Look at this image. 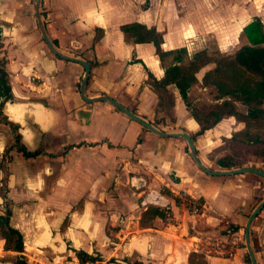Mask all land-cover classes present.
<instances>
[{
    "label": "crops",
    "instance_id": "1",
    "mask_svg": "<svg viewBox=\"0 0 264 264\" xmlns=\"http://www.w3.org/2000/svg\"><path fill=\"white\" fill-rule=\"evenodd\" d=\"M17 1L0 0V58L7 60L13 95L0 107L19 125L20 144L36 154L10 150L7 196L25 248L7 250L0 236V264H16L20 254L28 264H82L79 251L100 264H247V248L236 240L264 201V177L210 175L185 138L159 135L110 101L87 102L80 90L84 66L56 55L26 4ZM43 2L55 46L92 65L87 97L109 95L160 130L192 137L201 124L180 89L170 84V104L160 107L154 86L165 78L173 55L162 58L153 42H137L123 27L155 29L162 52L186 48L191 55L210 47L214 37L222 51L239 49L250 44L245 26L255 19L264 26V0ZM211 64L197 72L199 82ZM239 102L237 109L247 113ZM228 127L231 137L246 122L230 116L193 137L210 169L226 168L206 160L201 147L219 146ZM13 142L0 121V161ZM254 160L244 167L264 171V161ZM3 178L0 170V186ZM183 195L202 201L200 211L187 208ZM3 199L0 193V204ZM231 224L237 229L228 234ZM229 238L234 255L218 253L215 246ZM251 238L258 264H264V208Z\"/></svg>",
    "mask_w": 264,
    "mask_h": 264
},
{
    "label": "trees",
    "instance_id": "2",
    "mask_svg": "<svg viewBox=\"0 0 264 264\" xmlns=\"http://www.w3.org/2000/svg\"><path fill=\"white\" fill-rule=\"evenodd\" d=\"M123 28L137 42H153L162 58L175 55L173 62L167 66L165 78L162 80H154V86L162 98L160 107H164L165 104H170L168 89L170 84H176L180 89L183 99L189 106L188 92L192 84L198 80L196 76L197 72L212 61L217 63V67L205 74L204 80L206 82L210 76L219 75L228 71L230 80L232 81V87L229 90H225L222 97L226 96L230 97V99H226V102L221 108L218 107V109L211 111L203 117L192 113L201 124L200 130L196 134L205 133L225 117L236 116L239 120L246 122V127L243 130L235 132L230 137V160L221 158L218 160V164L226 169H232L244 167L251 161L252 157L264 161V26L260 19H255L245 26L244 31L250 44L239 48L234 56H224L222 61L221 59L216 61L211 57L209 58L208 55L210 53L208 50L197 51L192 58V62H196L203 56L207 58L200 64L193 65L196 70L193 74H189L182 66L184 55L188 53L186 48L162 52L160 48L162 35L155 29H148L146 26L138 23L125 25ZM54 43L57 44L56 41ZM6 63L7 60L5 58H0V100L3 98L5 100L13 99ZM214 84L217 85L219 90L224 88L223 82H215ZM236 101H240L247 106V113H243L237 109ZM0 121L9 124L17 131L16 143L18 144V151L22 152L25 156H33L36 154L35 151H28L24 145L20 144L21 136L18 133L19 125L9 121L3 115L1 107ZM225 139L229 140V137ZM240 148L248 154L246 160H241V157L237 155V150ZM6 152H8V149H6ZM10 158L11 156L9 160ZM8 175L9 171L6 170V175L2 179L3 185L0 187V193L4 198L5 207L4 213H0V229L5 239V248L7 250L23 252L25 248L24 236L19 229L12 226L13 209L11 207V201L7 196ZM78 255L82 263L87 260H97L94 256L84 251H79ZM246 262H250L249 257L246 258ZM16 264H28L26 257L20 254Z\"/></svg>",
    "mask_w": 264,
    "mask_h": 264
},
{
    "label": "rangeland",
    "instance_id": "3",
    "mask_svg": "<svg viewBox=\"0 0 264 264\" xmlns=\"http://www.w3.org/2000/svg\"><path fill=\"white\" fill-rule=\"evenodd\" d=\"M17 2L20 5H21V3L26 4V11H29V13L31 15H33V18L36 22V26L39 29L37 18H36V11H35L36 0H18ZM43 9H44V2L41 6V11ZM26 11H25V13H26ZM42 13H43V11H42ZM0 23H1V21H0ZM238 45L237 46H231L226 51H222L216 46V38L214 37V38H211V40H210V47L204 48V49L209 51V53H210V55H208L209 58L211 57L212 59H214L216 61L221 59V61H222V58L224 56H229V55L234 56L238 50V48H237ZM204 49H200V50H204ZM200 50H198V51H200ZM196 52L197 51L192 52L191 55H189L188 53L184 55V61L182 63V66L184 67V69H186V71L189 74H193L196 71L194 69L193 65H196L197 63L200 64L203 60H206V58H207L206 56L205 57L203 56L201 59H198L196 62H192L193 61L192 58ZM174 56L175 55H173L172 57H174ZM211 63H209V64H211L213 66V70L216 69L217 63L215 61L214 62L212 61ZM215 82H223L224 88L219 90L217 85L214 84ZM230 87H232V81L230 80V74L228 73V71L224 72L222 74H219V75L210 76L207 82H206V80H204V78H203L202 82H199L198 80L195 81L189 89V91H192V95L190 96V98H188V102H189L188 109L190 110V113L191 114L192 113L198 114L199 116L203 117V116L207 115L208 113H210L211 111L218 109V107L221 108L224 105V103L226 102V99H230V97H226V96L222 97L223 92L225 90H229ZM239 108L241 110L246 109V108H244V106L242 105L241 102H239ZM225 118H230V116L225 117ZM3 124H6L9 131L12 132V137H13V141H14L11 148L10 147L8 148V152H6L4 154L2 160L0 161V170H2L4 172V176H5L6 170H8L7 164L9 162V157H10L9 152L12 148H14L15 146H18V144L16 143L17 131L14 129V127H11L7 123L3 122ZM225 134L228 135L229 140H226L223 136L219 137L218 138L219 139V146L216 147L213 145L210 147H205V146L201 147L206 160L210 161V163L213 162V163L217 164L218 160L221 158H224L226 160H230V127H228V130L226 131ZM205 138L206 137H204V141H205ZM237 155L241 157V160H246L248 154L240 148L237 150ZM251 160L255 161L253 157ZM199 203H201V205H203L202 201ZM4 211H5V207H4V203H2V204H0V212L4 213ZM236 229H237V227L234 224H231V226H229L228 229L226 230V233L230 234V230L233 233ZM1 232L2 231L0 229V236H2ZM236 241H237L236 245H242L243 247L246 248L245 230H243L241 232L239 240H236ZM221 245H227V247L230 248V238H229V240H225L223 242V244H221ZM248 257L250 258L248 251L246 250L245 258H248ZM247 264H251V259H250L249 263L247 262Z\"/></svg>",
    "mask_w": 264,
    "mask_h": 264
},
{
    "label": "water",
    "instance_id": "4",
    "mask_svg": "<svg viewBox=\"0 0 264 264\" xmlns=\"http://www.w3.org/2000/svg\"><path fill=\"white\" fill-rule=\"evenodd\" d=\"M42 1L43 0H36L35 11H36V18H37L38 26H39L40 31L42 32L43 38L46 41V43L49 46V48L56 55H59V56L63 57L64 59L80 63V64H82L84 66L85 75H84V77H83V79L81 81L80 90H81L83 98L87 102H93L95 100L110 101L116 107H118L123 112L128 114L130 117H132L133 119L139 121L140 123H142L143 125H145L149 129H151L152 131L158 133L159 135L185 138L188 141L191 154H192L194 160L196 161V163L198 164V166L202 170H204L206 173H208L210 175L227 176V175H233V174H238V173L254 172V173H257V174H259V175L264 177V171L263 170L255 168V167H251V166H249V167H241V168H237V169H220V170L210 169L201 160L199 152H198V149H197V146L195 144V141H194V139H193V137H192V135L190 133H188V132H166V131H162L159 128H157L155 125H153L149 121H146L141 116H139L138 114H136L135 112H133L132 110L127 108L125 105H123L122 103H120L119 101L115 100L114 98H112L109 95H100V96L95 97V98L87 97L86 96V88H87V85H88V82H89L92 65H91V63L89 61H87L85 59H82V58H79V57H75V56H71V55L63 53L62 51H60L55 46V44L53 43L52 39L48 35L47 29H46V24H45V21L43 19V15H42V11H41ZM263 208H264V201L250 215V217H249V219L247 221L246 227H245V242H246V248H247L248 254H249L250 259H251V264H258V261H257V258H256V254H255V251H254V248H253V245H252L251 227H252V223H253L254 219L257 217V215L260 213V211H262Z\"/></svg>",
    "mask_w": 264,
    "mask_h": 264
},
{
    "label": "built area",
    "instance_id": "5",
    "mask_svg": "<svg viewBox=\"0 0 264 264\" xmlns=\"http://www.w3.org/2000/svg\"><path fill=\"white\" fill-rule=\"evenodd\" d=\"M181 200H182L183 204L187 208H189L191 211H193V212H199L200 211V204L197 201L190 199L185 195L181 196ZM215 247H216V251L222 255H226V256H233L234 255V251L232 249H230L229 247H227V245L218 244ZM82 264H100V262L98 260H87L86 262H84Z\"/></svg>",
    "mask_w": 264,
    "mask_h": 264
}]
</instances>
